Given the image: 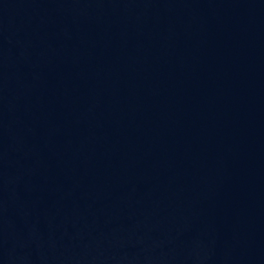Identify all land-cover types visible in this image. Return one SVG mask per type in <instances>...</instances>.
I'll return each mask as SVG.
<instances>
[{"label": "water", "instance_id": "1", "mask_svg": "<svg viewBox=\"0 0 264 264\" xmlns=\"http://www.w3.org/2000/svg\"><path fill=\"white\" fill-rule=\"evenodd\" d=\"M0 264H264V0H0Z\"/></svg>", "mask_w": 264, "mask_h": 264}]
</instances>
